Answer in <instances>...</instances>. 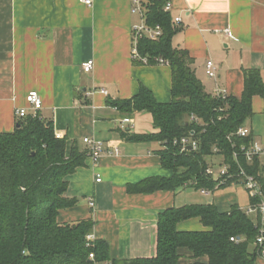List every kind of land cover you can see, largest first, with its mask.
Wrapping results in <instances>:
<instances>
[{"label":"crops","instance_id":"1","mask_svg":"<svg viewBox=\"0 0 264 264\" xmlns=\"http://www.w3.org/2000/svg\"><path fill=\"white\" fill-rule=\"evenodd\" d=\"M169 1L177 28L172 43L189 52L208 92L219 86L241 97L249 69L258 70L264 80V0ZM142 22L132 0H93L92 5L81 0H0V132L16 128L18 108L35 113L27 95L37 91L43 102L37 113L53 120L56 135L67 138V151L75 143L88 149L85 137L102 141L99 160L88 154L85 165L68 176L66 195L77 203L62 209L58 220L91 218L95 238L106 240L116 259L155 256L158 218L167 208L214 203L228 210L240 205L237 193L225 190L238 184L210 194L191 186L128 190L130 184L173 174L162 165L161 143L123 137L155 132L152 114L123 113L109 104L133 98L143 85L159 102L172 100L170 64L133 57L134 27ZM89 59L94 68L85 72L82 65ZM209 59L216 64V78L206 72ZM252 103L253 115L243 127L255 140H264V99L255 95ZM203 228L199 217L178 223L180 230ZM182 253L179 264H190L189 250Z\"/></svg>","mask_w":264,"mask_h":264},{"label":"trees","instance_id":"2","mask_svg":"<svg viewBox=\"0 0 264 264\" xmlns=\"http://www.w3.org/2000/svg\"><path fill=\"white\" fill-rule=\"evenodd\" d=\"M148 1L146 23L160 25L162 34L156 39L140 37L138 50L150 63L157 57L169 62L172 100L159 102L143 85L133 98L109 100V104L123 113L152 114L155 132L123 137L165 144L159 151L162 165L173 174L130 184L128 190L149 192L191 186L214 191L216 181L205 169L210 164H226L235 173L241 166L256 175L264 191V162L258 157L252 162L243 155L238 160L234 157L242 145L255 140L250 133L240 137L236 132L253 115V96L264 99L260 73L256 69L247 71L241 97H218L208 92L192 66L189 52L172 43L177 28L164 9L166 0ZM184 136L195 140L197 147L186 145L182 150V145L174 143ZM87 156L88 149L77 143L67 151V138L58 137L53 120L40 114H28L18 120L13 131L0 132V264H179L182 249L191 253L190 264H259L254 246L256 217L238 204L228 210L214 203L167 208L159 214L157 253L153 257L113 258L104 239L87 245L86 237L94 227L91 218L58 220L62 209L77 203L76 198L66 195L68 176L85 165ZM234 182L236 178L227 185ZM194 217L200 218L203 229H178L179 222Z\"/></svg>","mask_w":264,"mask_h":264},{"label":"built area","instance_id":"3","mask_svg":"<svg viewBox=\"0 0 264 264\" xmlns=\"http://www.w3.org/2000/svg\"><path fill=\"white\" fill-rule=\"evenodd\" d=\"M87 5H92L93 0H81ZM135 6V10L139 11L143 16L142 24L135 26V45L132 49V54L135 59H141L148 61L147 56H142L138 50V40L140 37H148L151 39H156L162 34V28L160 25L151 26L146 23V10L148 0H132ZM164 9L166 11L171 10V2L166 0L164 4ZM181 18H176V21H180ZM156 61L169 64V62L161 57H157ZM83 70L85 72H91L94 68V60L89 59L83 63ZM206 72L209 77L216 78V64L212 59H209L206 63ZM107 92L106 90H104ZM214 94L218 97H225L227 95L226 91L215 87ZM27 101L31 107L35 110L33 115L38 114L37 112L42 108L43 102L40 94L37 91H30L27 95ZM17 114L20 118H23L28 115L27 108H18ZM237 135L240 137H246L249 135V130L246 127H240L237 132ZM84 141L88 145V154L93 158L94 161H98L101 154L104 152V146L102 141L97 139H92L85 137ZM175 144L182 145V150L185 149L186 145H189L191 148L195 149L197 147V142L192 140L189 137H181L174 140ZM166 146L165 144L163 145ZM115 152H118V148H115ZM243 155L249 162H252L256 157L260 158L264 162V140H254L250 145H242L239 151L234 152V157L236 160ZM206 174L209 177H212L216 181V189H219L223 185H227L228 181L236 178L237 182L232 184H238L244 186L248 191L251 199L249 205L242 207V209L248 214L256 217L258 233L254 242V246L257 252L258 259L264 264V191L261 187L260 181L253 173H249L245 168L240 166V169L237 173L230 170V167L226 164H210L205 169ZM100 181V178L98 179ZM204 194H210L212 190L201 188L200 189ZM89 204L95 206V200L90 198ZM87 245H90L92 241L96 238L93 233L87 235ZM236 240L235 237L231 238ZM94 253L90 254V258L94 259Z\"/></svg>","mask_w":264,"mask_h":264},{"label":"rangeland","instance_id":"4","mask_svg":"<svg viewBox=\"0 0 264 264\" xmlns=\"http://www.w3.org/2000/svg\"><path fill=\"white\" fill-rule=\"evenodd\" d=\"M239 186H240L239 188H228V189H225V190H227L229 192L230 191L236 192L237 193V197L239 198L240 205L246 206L248 204L249 195H248L247 191L245 190L244 186H242V185H239ZM225 190H222V192L225 191ZM256 260L258 261L259 264H262V262L259 261L258 257H257Z\"/></svg>","mask_w":264,"mask_h":264}]
</instances>
